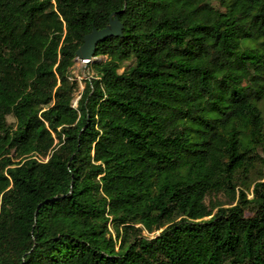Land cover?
I'll return each instance as SVG.
<instances>
[{
	"label": "trees",
	"instance_id": "16d2710c",
	"mask_svg": "<svg viewBox=\"0 0 264 264\" xmlns=\"http://www.w3.org/2000/svg\"><path fill=\"white\" fill-rule=\"evenodd\" d=\"M263 98L264 0H0V264H264Z\"/></svg>",
	"mask_w": 264,
	"mask_h": 264
},
{
	"label": "water",
	"instance_id": "95a60500",
	"mask_svg": "<svg viewBox=\"0 0 264 264\" xmlns=\"http://www.w3.org/2000/svg\"><path fill=\"white\" fill-rule=\"evenodd\" d=\"M122 30V22L115 15V11L109 14L108 23L103 27L92 29L83 35L82 43L75 50L76 57L89 61L95 52L96 44L109 35H119ZM157 234V233H156Z\"/></svg>",
	"mask_w": 264,
	"mask_h": 264
},
{
	"label": "rangeland",
	"instance_id": "374dc122",
	"mask_svg": "<svg viewBox=\"0 0 264 264\" xmlns=\"http://www.w3.org/2000/svg\"><path fill=\"white\" fill-rule=\"evenodd\" d=\"M105 58V55H98V56H93L91 60H103ZM87 61L81 60L78 57L74 58V63L71 67V76L76 78L79 82V88L75 93V97L72 100L73 105H76L77 99L80 95V91L82 90L84 86L85 79L89 77L92 73L93 70L90 68L89 65H87ZM119 70H122V68H119ZM260 106L262 109V113L264 116V98L260 102ZM8 121H14V117L11 114L7 115ZM255 193V186L251 187L250 190L248 191V197L253 199V195ZM217 197H221L220 194L217 195ZM252 205V202L248 203V208L246 209L247 214L251 212V209L249 208ZM159 230L156 231L158 233Z\"/></svg>",
	"mask_w": 264,
	"mask_h": 264
}]
</instances>
